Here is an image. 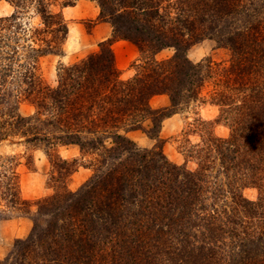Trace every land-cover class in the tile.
<instances>
[{
  "label": "trees",
  "instance_id": "obj_1",
  "mask_svg": "<svg viewBox=\"0 0 264 264\" xmlns=\"http://www.w3.org/2000/svg\"><path fill=\"white\" fill-rule=\"evenodd\" d=\"M4 1L14 12L0 18V142L16 137L26 150H42L57 175L54 194L32 212L14 168L0 167V207L33 223L0 264H264V0H91L112 38L58 67L55 88L43 85L37 63L63 54L68 29L48 8L77 0ZM30 10L38 27L20 20ZM205 39L230 52L227 66L187 58ZM118 40L139 53L128 80L110 48ZM168 48L173 55L157 59ZM207 84L209 103L220 108L216 122L230 131L206 140L218 159L213 178L204 164L211 150L189 172L159 146L141 149L125 136L149 119L157 139L164 119L205 103ZM159 95L169 106L153 110L149 101ZM24 101L35 109L27 117L17 112ZM69 146L93 171L76 192L57 184L79 165L59 157ZM246 188L257 190L256 201L243 196Z\"/></svg>",
  "mask_w": 264,
  "mask_h": 264
},
{
  "label": "rangeland",
  "instance_id": "obj_2",
  "mask_svg": "<svg viewBox=\"0 0 264 264\" xmlns=\"http://www.w3.org/2000/svg\"><path fill=\"white\" fill-rule=\"evenodd\" d=\"M51 14L60 13L68 29L62 55H47L39 59L37 63V75L44 86L55 88L57 86V69L60 66H70L78 61L99 51V44L112 38V28L109 23L100 19V10L97 4L91 0H77L72 6L60 8L49 6ZM14 8L4 0H0V18L9 17ZM21 21L28 22L30 27H38L39 19L32 10L25 11ZM115 66L121 80H128L134 75L132 65L138 59L139 53L135 46L123 40L114 41L110 46ZM173 55V50L168 48L157 54V59H168ZM187 58L194 64L201 61H210L213 64L227 66L230 60V52L218 46L212 40L205 39L186 52ZM212 87L207 84L202 97L205 103H191L183 111L164 119L161 122L157 139L148 135L151 121L148 119L141 123L139 129L125 133L137 147L151 150L159 146L163 155L172 164L184 168L186 171L195 172L199 167V159L204 157V149L211 150L208 138L227 139L230 131L223 123H217L220 108L209 103ZM150 107L153 110L169 106L166 95L154 96L150 99ZM17 112L22 117H27L35 112L34 106L29 102H21L17 105ZM32 155V164L28 165L26 155ZM59 157L63 160L77 159L79 165L72 167L73 171L64 178L66 189L76 192L92 175L91 167H88L87 158L76 146L59 147ZM210 162L204 164L214 167L210 176L213 178L215 170L219 167L216 153L210 151ZM12 159V160H11ZM0 167L10 171L14 168L17 175L18 190L22 201L35 203L54 194V182L52 177L56 171L48 161L45 153L40 149L26 150L21 139L12 137L0 142ZM210 178V179H212ZM221 181V179H219ZM243 196L256 201L257 190L246 188ZM2 203L0 207V261L4 260L13 250L17 240H24L30 234L33 223L25 212H19ZM30 211L35 212L32 204Z\"/></svg>",
  "mask_w": 264,
  "mask_h": 264
}]
</instances>
